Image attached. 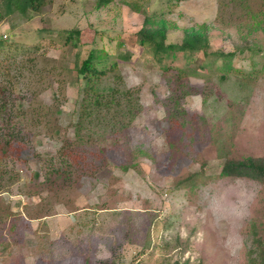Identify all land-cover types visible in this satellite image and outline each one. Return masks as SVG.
I'll list each match as a JSON object with an SVG mask.
<instances>
[{"label": "rangeland", "instance_id": "rangeland-1", "mask_svg": "<svg viewBox=\"0 0 264 264\" xmlns=\"http://www.w3.org/2000/svg\"><path fill=\"white\" fill-rule=\"evenodd\" d=\"M104 1L44 0L40 13H24L17 0L11 11L0 0L8 45L0 88L13 87L5 97L24 114L19 142L0 147L10 184L0 201L12 212L0 228V264H250L264 238V184L221 172L225 160L264 158V23L251 28L262 17L229 8L220 18L219 0ZM250 1L263 9L264 0ZM148 15L154 28L166 23L167 45L206 24L211 52L237 53L234 69L220 71L203 54L160 59L139 43ZM73 30L82 36L70 41ZM91 50L108 56L99 69L117 63L142 111L113 137L93 127L80 146L77 68ZM66 141L91 169L43 186Z\"/></svg>", "mask_w": 264, "mask_h": 264}, {"label": "trees", "instance_id": "trees-1", "mask_svg": "<svg viewBox=\"0 0 264 264\" xmlns=\"http://www.w3.org/2000/svg\"><path fill=\"white\" fill-rule=\"evenodd\" d=\"M14 1L5 0L10 11L14 5ZM178 1L182 2L186 0ZM43 2L44 0H17L15 3L20 6V10L24 13H27L29 10L40 13ZM104 2L108 4L111 1L105 0ZM229 8L231 12L235 13H237V10L244 11L248 19H257L261 16L262 20L254 23L251 28L257 29L264 23V7L259 11H255L250 0H231V3H227V0H219V17L223 16L224 19H228ZM156 24L158 27L154 28L152 26V18L149 15L146 16L143 27L138 32V38L142 46L150 45L155 54L161 57L160 59H162L164 54H169L170 52H182L190 61L196 60L199 54H203L206 59H213L212 63L215 65H218L220 62L221 64L217 68L220 71L228 72L234 69L231 63L237 53L211 52L206 24L198 29L185 30L180 44L169 45L166 44L168 34L166 23L159 21ZM67 34L68 40L71 41L81 38L82 31L73 30L68 31ZM7 46L4 40H0V51L2 50L3 52ZM107 57L105 52L91 50L88 57L77 68L78 76L85 81V92L79 121L74 126V140L80 146L84 144L86 138L90 139L92 137L94 128L102 127L112 137L127 130L142 111L138 100L133 97L131 90L126 89L123 78L117 73V63L112 64L109 69L106 67L99 69V66L107 64ZM110 76L113 77L112 85L102 87L101 83L104 82L105 78ZM222 79H226V77L224 76ZM6 90H13V87L0 88V147L8 149L12 148L15 143H18L21 138L23 130L19 125L23 122L24 114L20 110L23 109L22 106H20L21 108L18 107L17 111L11 110L9 104L12 100V94L5 97L7 94ZM11 105H13L12 101ZM95 122L98 125H94ZM72 146V143L66 141L63 150L55 158L60 161L56 164L53 162L48 164V172L45 182L42 183L43 186L48 184L53 186L59 180L66 183L68 181L66 178L71 175L70 173L73 170L76 174H83L85 170L91 169V164L85 163L87 158L82 156V153L76 152L75 154ZM170 147L172 149L175 148L172 143H170ZM1 151L5 152L2 149ZM67 151L72 158H69ZM102 153L105 154L103 150ZM57 166L58 169L55 170ZM130 166L127 164L120 167L128 169ZM0 171V191H2L3 188L8 187L10 184H5L3 180L7 173L3 172V170ZM221 176L225 178H246L264 184V158L247 157L241 161L225 160ZM191 180L189 178V180L184 181V184L189 185L193 181ZM13 181L15 182L14 179ZM10 216H12L11 210L4 208L0 201V228L4 222H7ZM254 243L256 246L249 252V263L264 264V238H257Z\"/></svg>", "mask_w": 264, "mask_h": 264}]
</instances>
